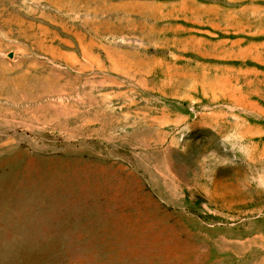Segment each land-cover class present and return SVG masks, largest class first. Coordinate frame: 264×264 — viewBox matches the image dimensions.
<instances>
[{
    "label": "rangeland",
    "instance_id": "374dc122",
    "mask_svg": "<svg viewBox=\"0 0 264 264\" xmlns=\"http://www.w3.org/2000/svg\"><path fill=\"white\" fill-rule=\"evenodd\" d=\"M255 168L264 0H0V264H264Z\"/></svg>",
    "mask_w": 264,
    "mask_h": 264
},
{
    "label": "clouds",
    "instance_id": "9594fccd",
    "mask_svg": "<svg viewBox=\"0 0 264 264\" xmlns=\"http://www.w3.org/2000/svg\"><path fill=\"white\" fill-rule=\"evenodd\" d=\"M224 143L230 145L234 152H238L245 159L252 156V145L247 142L246 137L240 129L234 128L223 137ZM248 185L254 186L258 191H264V168H255L249 171L246 178Z\"/></svg>",
    "mask_w": 264,
    "mask_h": 264
}]
</instances>
